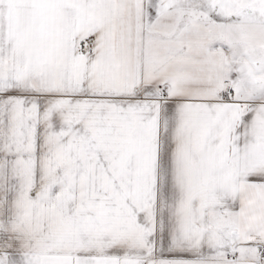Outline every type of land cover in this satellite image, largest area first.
Here are the masks:
<instances>
[{
  "label": "snow or ice",
  "instance_id": "snow-or-ice-1",
  "mask_svg": "<svg viewBox=\"0 0 264 264\" xmlns=\"http://www.w3.org/2000/svg\"><path fill=\"white\" fill-rule=\"evenodd\" d=\"M0 264H264V0H0Z\"/></svg>",
  "mask_w": 264,
  "mask_h": 264
}]
</instances>
